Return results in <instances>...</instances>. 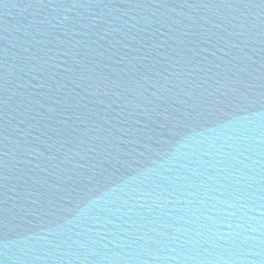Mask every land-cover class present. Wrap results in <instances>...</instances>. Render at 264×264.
Listing matches in <instances>:
<instances>
[{
  "label": "water",
  "instance_id": "obj_1",
  "mask_svg": "<svg viewBox=\"0 0 264 264\" xmlns=\"http://www.w3.org/2000/svg\"><path fill=\"white\" fill-rule=\"evenodd\" d=\"M0 264H264V0H0Z\"/></svg>",
  "mask_w": 264,
  "mask_h": 264
}]
</instances>
